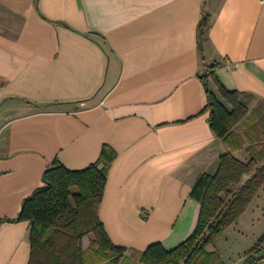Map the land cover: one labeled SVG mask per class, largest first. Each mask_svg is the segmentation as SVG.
Masks as SVG:
<instances>
[{"label":"crops","instance_id":"crops-1","mask_svg":"<svg viewBox=\"0 0 264 264\" xmlns=\"http://www.w3.org/2000/svg\"><path fill=\"white\" fill-rule=\"evenodd\" d=\"M204 79L228 109L218 82L247 106L233 155L262 156L264 0H0V264H28L29 222L15 219L45 169L85 168L104 145L115 153L98 208L110 241L130 257L186 239L191 188L228 148Z\"/></svg>","mask_w":264,"mask_h":264},{"label":"trees","instance_id":"trees-1","mask_svg":"<svg viewBox=\"0 0 264 264\" xmlns=\"http://www.w3.org/2000/svg\"><path fill=\"white\" fill-rule=\"evenodd\" d=\"M207 23V16L202 17L198 27L200 50ZM214 66L208 68L212 76ZM206 80L210 127L228 148L219 156L216 172L200 174L191 188L189 198L199 205L193 232L172 248L152 243L130 257L125 255L126 247L114 245L98 217L107 172L115 157L114 151L104 145L99 158L85 168L68 169L53 162L46 168L45 185L23 201L15 220L29 222L28 264H123L132 258L135 264L219 263L216 252L206 247L238 219L264 186V151L259 158L250 156L247 161L233 155L234 150L241 148V141L232 129L246 115L247 106L240 99V92L228 90L218 82L219 96L231 105L228 109ZM74 187L76 191L71 190ZM89 234L92 238L83 248V238ZM262 261L264 236L248 251L244 264Z\"/></svg>","mask_w":264,"mask_h":264},{"label":"rangeland","instance_id":"rangeland-1","mask_svg":"<svg viewBox=\"0 0 264 264\" xmlns=\"http://www.w3.org/2000/svg\"><path fill=\"white\" fill-rule=\"evenodd\" d=\"M259 105H262L259 103ZM262 107V106H260ZM261 128H264V114L255 111L254 118ZM76 191V188H72ZM92 234L89 236L91 238ZM264 236V189H260L252 198L238 219L227 226L214 240L208 244L206 250L216 252L218 264H244L248 251ZM187 238V237H186ZM87 239L82 241L86 247ZM86 242V243H85ZM173 245L166 243L165 248ZM135 264L126 260L123 264ZM259 264H264L262 261Z\"/></svg>","mask_w":264,"mask_h":264},{"label":"water","instance_id":"water-1","mask_svg":"<svg viewBox=\"0 0 264 264\" xmlns=\"http://www.w3.org/2000/svg\"><path fill=\"white\" fill-rule=\"evenodd\" d=\"M42 181L45 182V183L47 182V179H46V169H45V171L42 174Z\"/></svg>","mask_w":264,"mask_h":264}]
</instances>
